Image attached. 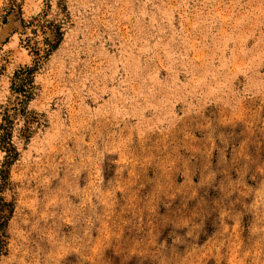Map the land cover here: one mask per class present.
Returning a JSON list of instances; mask_svg holds the SVG:
<instances>
[{"label":"rangeland","instance_id":"rangeland-1","mask_svg":"<svg viewBox=\"0 0 264 264\" xmlns=\"http://www.w3.org/2000/svg\"><path fill=\"white\" fill-rule=\"evenodd\" d=\"M56 2L0 0V107L64 19L0 264H264V0Z\"/></svg>","mask_w":264,"mask_h":264},{"label":"trees","instance_id":"trees-1","mask_svg":"<svg viewBox=\"0 0 264 264\" xmlns=\"http://www.w3.org/2000/svg\"><path fill=\"white\" fill-rule=\"evenodd\" d=\"M64 2L65 0H57V16L65 11ZM46 7L51 10L50 4ZM46 16L47 13H44L27 24L22 21V27L28 30V35L21 42L31 50L35 58L31 65L21 67L14 73L10 85V98L5 106L0 107V152L3 154L0 166V249L3 243L2 238L6 237L8 223L13 213V203L7 201L4 194L11 185L9 181L11 166L19 157L14 134L17 132L19 138L26 143L31 138L34 126L39 124V119L28 108L29 103L35 97V74L43 61L58 48L63 36L61 29L64 19L56 23L55 20H47ZM39 29L44 35L40 42L41 47L38 46L39 42L35 40L32 43L31 39L37 38ZM47 31L49 33L46 36ZM29 34L32 35L31 38ZM20 124L23 125L22 128H19Z\"/></svg>","mask_w":264,"mask_h":264}]
</instances>
